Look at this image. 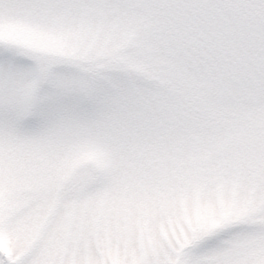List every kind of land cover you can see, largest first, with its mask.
I'll use <instances>...</instances> for the list:
<instances>
[{
	"label": "snow or ice",
	"instance_id": "obj_1",
	"mask_svg": "<svg viewBox=\"0 0 264 264\" xmlns=\"http://www.w3.org/2000/svg\"><path fill=\"white\" fill-rule=\"evenodd\" d=\"M0 264H264V0H0Z\"/></svg>",
	"mask_w": 264,
	"mask_h": 264
}]
</instances>
